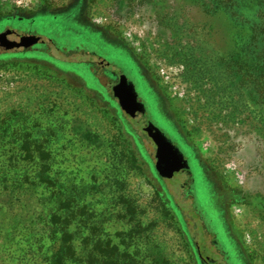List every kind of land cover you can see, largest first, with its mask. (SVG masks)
<instances>
[{"label": "rangeland", "instance_id": "obj_1", "mask_svg": "<svg viewBox=\"0 0 264 264\" xmlns=\"http://www.w3.org/2000/svg\"><path fill=\"white\" fill-rule=\"evenodd\" d=\"M258 25L264 26L259 0H0V35L33 32L64 50H0V264H53L64 232L74 235L78 261L71 264L108 260L91 256L94 244L104 242L127 264H205L208 246L198 249L202 240L196 232L191 240L189 217L181 212L187 203L177 206L172 185L155 170L153 148L144 150L149 140L143 134L133 132L136 153L124 156L121 120L107 115L110 99L77 48L98 50L123 68L137 82L150 118L195 158L203 221L220 244L219 264H264ZM98 30L131 46L189 148L175 137L160 99L137 78L126 52ZM16 60L32 65L14 66ZM113 103L114 116L125 118ZM29 141L48 157L29 159ZM45 166L56 185H38ZM59 198L74 206L78 219L57 230L51 217ZM229 201L225 219L221 207ZM67 213L64 206L68 222Z\"/></svg>", "mask_w": 264, "mask_h": 264}, {"label": "flooded vegetation", "instance_id": "obj_2", "mask_svg": "<svg viewBox=\"0 0 264 264\" xmlns=\"http://www.w3.org/2000/svg\"><path fill=\"white\" fill-rule=\"evenodd\" d=\"M90 28L94 26L93 23H88L87 24ZM100 35L105 36V40L110 42L109 44H114L115 46H118L121 48L123 51L126 52L127 56L129 57V61H132L130 63H133V70L135 71V75L139 79L141 77V81L143 82V79H146L148 84L151 85V91L150 93L153 95H157V97L160 99L162 103V107L164 109V114L165 116L170 119L171 124H173L175 128V137L178 139L182 140V143L185 144L186 147H190L188 145L187 140L185 137H181L180 133L178 132V124L176 121H174L173 117L171 114L169 115L166 107V99L164 97L160 96L158 92L155 90V86L151 84V81L146 78L144 75L145 73V68L144 65L141 64L138 60H136L135 53L131 49V46L122 42L119 40V38H113L109 39L108 36H106L104 31L98 30ZM28 35V34H27ZM29 35H36L38 34L29 32ZM41 36V35H39ZM118 42V43H117ZM37 46L40 47H50V46H55V51L56 52H63L64 50L56 47V43L54 40L51 39V42L49 43H39L36 44L34 47L29 48V53L30 52H38L40 49L37 48ZM2 48H0L1 50ZM84 50V51H83ZM28 51V49L26 50ZM77 53H83L86 58H89L90 61L87 64L88 66V72L90 71L93 78L96 80L97 84L105 90L107 93L110 102H116L121 110V112L124 114L126 120L129 122L131 130L134 132V134H143L144 138L149 140L148 145L144 143L143 141V147L144 150L148 151L147 146H151L154 150V165H155V170L157 172V165L162 164V142H157L154 138L153 135L157 134V129L161 131L167 138L173 143V145L183 153L184 159L188 162L189 167H185L180 169L179 171L175 172L172 175L171 179H163L161 178L165 183L171 184L172 185V194L173 197L178 200L177 206L179 208H182L184 206V203H187L188 208L187 209H181L182 215H188L189 220H188V228L190 231V237L191 240L194 241L195 236L194 233H198V237L203 241L200 243L202 244L201 247L198 249H202L203 243L204 245L208 247H203L204 248V253L201 254L202 259L205 264H219L216 259L221 256L220 254V244L216 240V237L210 239L211 237L209 236V229L208 227L204 224V215L202 213V206H201V200L199 199V191H198V184H197V178L196 173H195V167L193 166L194 163V157H188L185 153V151L175 142L174 138L166 130H164L162 127L156 124L150 116H149V106L148 104L141 98V94L139 91V86L135 80H133L130 75L119 65L109 62V60L106 58V56H103L98 52V50L95 49H81L77 48ZM123 77L127 78L128 84H133L135 88V92L137 94V103H133L131 101V95L128 89L125 88V85H121ZM148 77V76H147ZM117 89V94H119L120 98L118 95L115 93V90ZM160 96V97H159ZM121 101L124 103L125 109H123L121 105ZM142 105V106H141ZM139 136V135H138ZM161 147V148H160ZM168 151V150H167ZM171 153V152H169ZM197 163L200 164V161L198 159ZM202 171H204L205 175L207 176L204 168H201ZM158 173V172H157ZM159 175V173H158ZM210 183L212 184L215 195L216 194V188L214 183L211 181V179L207 178ZM217 200L219 201L218 197ZM230 202L229 201L224 207H221L222 214L225 216V219H227V212H230ZM201 203V204H200ZM203 205V204H202ZM227 221V220H226ZM225 221V222H226Z\"/></svg>", "mask_w": 264, "mask_h": 264}, {"label": "trees", "instance_id": "obj_3", "mask_svg": "<svg viewBox=\"0 0 264 264\" xmlns=\"http://www.w3.org/2000/svg\"><path fill=\"white\" fill-rule=\"evenodd\" d=\"M231 1V0H228ZM260 4L262 6H264L262 0H259ZM254 32H256V37L257 39H259L260 41H264V26L262 25H258L257 27L254 28ZM18 57H21L20 59H25L24 57L26 56V54L24 55H16ZM19 59V58H18ZM24 60H16L14 61V63H12L14 66H24V64H28V65H32L29 64V62H22ZM32 68V67H30ZM262 74H264V72H262ZM60 80V79H59ZM61 81V80H60ZM109 110L107 115L109 116V118H112V120H121L122 123V130H121V136H122V140L121 142H119V146L121 147V151L124 154L125 157H127V155L130 156L131 155H135L136 150L134 148L135 144L133 142L132 138H136L133 135V131L131 130L130 124L129 122L123 118L121 116V114L119 113V117L118 116H114L113 112L111 111L113 109V107H117L116 104L109 102ZM118 108V107H117ZM33 142L29 141V159L34 157L33 155H38L39 157H41V159H45L46 157H48V154H46L45 152L36 150V147L34 146L33 148H31V145ZM140 147H142L139 144ZM35 149V150H34ZM42 155H46L45 157H42ZM45 169H43L42 172H40V175L37 177L38 179V185L41 186H54L56 185V183H54L50 178L46 177L47 172H46V166L44 167ZM57 212L52 215L51 217V221H52V225L54 226V228H59V226L62 224V228L66 223H74L76 219H78V213L76 212L74 206L72 204H70L68 202V207L66 206V204L62 201V198H59L58 202H57ZM66 207L67 210H69V213H67V217H68V222L67 219L65 217H63V215L61 214V211L63 209V207ZM60 228V230L62 229ZM57 232H56V236H57ZM63 238L60 239V248L57 251V253L54 254V257H52L50 259V263L53 264H71L74 262L78 261L77 258V253L75 250V247L72 245V241L74 240V235L71 233H67L64 232L63 233ZM106 256V259H100V262L97 263L96 262H91V264H127L125 261H122V256L119 252L118 249L115 246H111L110 243L104 242L102 244H100L99 246H96L94 244V251L92 252V257H99V256ZM115 256L114 260H109V256ZM94 259V258H93ZM122 259V260H120Z\"/></svg>", "mask_w": 264, "mask_h": 264}, {"label": "water", "instance_id": "obj_4", "mask_svg": "<svg viewBox=\"0 0 264 264\" xmlns=\"http://www.w3.org/2000/svg\"><path fill=\"white\" fill-rule=\"evenodd\" d=\"M49 42H51V39H48L46 37L39 35L35 36L29 34H21L16 31L9 32V34L6 33L0 35V48L11 45V47L14 49L27 50L34 47L36 44ZM127 81V78L123 77L121 85H125V88L130 92L131 101L133 103H137V94L135 92L134 85L131 83H125ZM115 93L117 94V89L115 90ZM117 95L120 98L119 94ZM121 105L123 109H125L124 103L122 101ZM153 138L157 142H162L161 146H163L161 150L162 164H158L156 168L161 178L171 179L172 175L175 172L179 171L182 168L189 167L188 162L184 159L183 153L179 150V148L175 147L173 143L167 138V136H165L161 131L157 129V134L153 135Z\"/></svg>", "mask_w": 264, "mask_h": 264}]
</instances>
